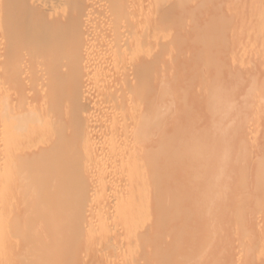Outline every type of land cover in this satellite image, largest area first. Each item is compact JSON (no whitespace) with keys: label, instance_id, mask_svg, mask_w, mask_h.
<instances>
[{"label":"bare ground","instance_id":"6f19581e","mask_svg":"<svg viewBox=\"0 0 264 264\" xmlns=\"http://www.w3.org/2000/svg\"><path fill=\"white\" fill-rule=\"evenodd\" d=\"M184 1L178 0L176 4L180 6ZM170 2L0 0V264H77L82 252L83 260L89 264H152L162 257L164 264L181 261L186 264L183 260L186 257L188 262L197 264L208 261L203 258L210 256L213 250L209 253L204 248L199 252L191 246L184 248L182 239H198L199 242L203 233L209 235L217 231L208 224L210 228L204 229L200 223L215 220L210 218L215 212L222 216V208L217 206L220 211L214 210L215 199L220 198V204L228 207L224 200L226 197L229 201L232 188L227 185L222 195L214 194L221 187L218 176L212 174L214 165L220 164L217 153L220 141L212 140L211 134H207L201 137L205 141L198 142L190 128H186L187 124L178 123L185 115L174 125L173 134L167 131L164 117L172 115L171 105L174 106L168 86L161 88V102L167 107L158 109L160 100L154 96V84L159 68L182 56V43L178 41L181 26L178 20L174 21ZM258 9L255 11L263 8ZM255 18L252 22L258 21ZM98 23L104 25L100 31H96ZM211 34L199 41L197 46H202V51H211L216 46L214 41L220 34ZM169 37L171 42L167 41ZM174 42L179 45L178 53L170 56L169 45ZM215 51L208 61L218 71L221 65ZM256 51L263 52L264 44ZM207 68L210 70V66ZM90 75L94 76L91 85L96 91L93 101L100 111V117L91 125L83 123V108L89 106L84 104L83 84ZM260 88L263 92L255 96L256 108L264 107V85ZM216 94L212 93L209 99V108L214 111L223 103ZM61 104L64 108L58 107ZM36 108H42L40 114L35 112ZM155 136L159 139L154 142ZM44 139L49 142L47 148L38 152L26 149ZM236 143L240 144L239 148L236 146L237 156L245 160L244 143ZM232 150H223L226 165L231 154L237 152ZM262 156L254 171L253 187L257 193L251 189L255 193L253 196L251 192L253 198L243 195L242 207L253 204L260 209L264 205V154ZM170 171L185 175L184 179L180 178L181 182L174 180L179 190L175 186L166 194L154 195L160 177H166L163 182L170 185ZM220 172L225 174L223 169ZM237 172L244 183L240 182L244 192L249 187L245 184L251 173L244 168ZM212 177H216L215 180L212 181ZM192 183L197 185L189 187ZM177 193L186 197L178 199ZM24 204L26 210L16 214ZM39 209L44 214L34 217ZM227 215L224 218H230ZM172 223L181 226L171 230ZM169 230L170 233H166ZM163 238L172 240V251L158 245ZM81 248H84L82 252Z\"/></svg>","mask_w":264,"mask_h":264},{"label":"rangeland","instance_id":"374dc122","mask_svg":"<svg viewBox=\"0 0 264 264\" xmlns=\"http://www.w3.org/2000/svg\"><path fill=\"white\" fill-rule=\"evenodd\" d=\"M170 1L172 2L171 6H172V10L174 11L173 12L174 21L176 23L179 21L178 25L181 26V27H179V33H180L179 35H181V37L178 41H180V43H182L181 44L182 46L180 49L182 52V56L176 60L169 62V63L165 62L161 66L162 69L159 68V73L157 75L158 79L156 80V82L154 84V87L156 88V90L154 92V96H156L157 100H160V102L159 101L157 102L158 107H160L158 109L164 110L165 107H167L166 103L161 102V99H162L161 88L168 86V88H170L169 90H171L170 92L173 96L172 98L174 99V106H173V104L171 105V108H172L171 114L172 115L171 116L169 115L168 116L169 118L166 117L167 115L166 116L163 115V116H165L164 118H166L168 121V122L166 121V125H165L167 131H169V132H171V134H173L175 126H176L179 118H181L182 116L185 115L184 118L181 121L179 120L178 123L182 122L184 124H187L188 126L186 128L187 129L190 128V131L193 132V134L198 138V142L205 141L206 139H203V138H205V136H207V134H208V136H210V134H211V136L213 137L212 140H215L216 142L220 141L218 143L219 145L217 147V153H218V158H219L218 161H220V164H222V165H220V164L216 165L215 164L213 169H212V174H214L213 176H216V175L218 176V178H219L218 181H219V184L221 187H220V191L215 192L214 194L220 193L222 195L224 192V189H225V187H227V185L231 186V188H232L231 190H229V191H231V193L229 192L230 193L229 196L231 198L228 197L229 198V201H228V199H226V197H225V200H224V203L228 202V204H229L228 207L224 203H223L224 205H222V203L220 204V202H221L220 198L218 200L215 199L216 205L214 207V210L216 211V209H217V211H220V209H218L217 206H219V208H222L221 209L222 216H220V214L217 215V212H215L213 214L214 216L212 215L210 217V218H214L215 220L212 219V222H211V219H210V221H206V222L202 221L200 223V226L204 225L202 227L204 229L210 228L208 226H211L212 228L215 227L214 229L217 231H215L214 234H209V235H208V233H203L201 238H200L201 240L199 241L200 243L197 242L198 239H193V240H195L193 242L192 239L184 238V239H182L183 240L182 247L188 248L191 246V248L195 249V251L198 250V252L200 250L203 251L205 249V251L208 250V252L210 253L211 250H213V252L215 250L214 253L213 252L210 253V256L207 255L208 258L210 257L209 259H207V257H206V259L203 258L204 260H208L207 261L208 263L205 261L206 262L205 264H212V262L214 264H217V263L219 264V262H220V264H231L232 261L235 264H240V263L241 264H251V263L252 264H264V257H262V256H264V249H263L264 248V205L260 209H258V208L256 209L255 205H253V204L252 205H249V204L244 205L243 207L240 206L241 200H243L244 196H248V195L250 196L251 192H252V195L257 193L256 191H254L255 187H253V185L255 184V182H254L255 172L254 171H256V165H257L256 163H258V161H259L258 159L260 158V156L263 157L262 155L264 154V152H262V151H264V149H263V147H264V119H263L264 107L256 108V102L257 101H256V97H255L258 94H261V92H263L262 88H260V87L261 86L263 87V85H264V79H263L264 78V76H263L264 75V69L262 68V63L264 64V61H263L264 60V54H263L264 51L263 52L259 51L261 53H258L256 51V50H259L260 46L264 44V42H263L264 41L263 40L264 39V32H263L264 31V11H263L264 0H243V1L242 0H185L180 6H178L176 4L178 2V0H174V1L170 0ZM173 4H174V6H173ZM258 5H261V6L257 7ZM255 6H256V8H255ZM178 7H179V9H178ZM232 7H233V9H232ZM173 8L178 9V10H175ZM258 8H260V9L263 8V9L260 12H258V10H259ZM222 9L223 10L226 9V10L223 11ZM255 9H258V10L255 11ZM226 11H227V13H226ZM262 11H263V13H261ZM176 12H178L179 14ZM256 13H258V15L260 13V15L258 16ZM176 14H178L177 17H175ZM247 15H249V16H247ZM255 15H257L258 21H257V18L254 17L256 19L255 21H257V22H252L254 20L253 16H255ZM246 16H247V19H246ZM237 17H239V18L236 19ZM175 18H176V20H175ZM232 18L234 21L232 20ZM170 21H171V19H170ZM180 23H182V24H180ZM232 23H234V24H232ZM246 24L250 25V27ZM214 25H215V27H213ZM244 26H245V28H244ZM103 27H104L103 24L98 23L96 31L102 30ZM237 27H239L240 29H238ZM180 28H182V29L180 30ZM231 28H232V30H231ZM253 28H255V29H253ZM243 29H246V30L244 31ZM236 30L237 31L239 30L240 32L239 31L237 32ZM259 30L261 31V33ZM252 31H253V34H251ZM208 32H210V33H208ZM231 32H232V34H231ZM211 33L220 34L219 38L216 41H214V43H216V46L214 47V49H211V51H207V50L202 51V46H197V45H199L201 40H203L204 38L211 37V35H213ZM236 33H238V34L236 35ZM228 35H230V36H228ZM236 36L238 38H236ZM169 40L171 42L172 38L169 37L167 39V41H169ZM242 42H244V44ZM175 43L176 42L169 45L170 46L169 52L171 51L170 53L172 54V55L170 54V56H174V55L176 56L177 55L176 53H178L177 50L179 48V45H178V43H176V46H177L176 47ZM217 43L219 45H217ZM240 45H242V46H240ZM172 46H173V48H171ZM255 46H257V47H255ZM249 49H251V50H249ZM253 50L256 53L253 52ZM172 51L174 54L172 53ZM214 51H215V53L217 52L216 56L218 58L216 57V59L218 61V64L220 63V65H221V67H220L221 69H219L218 71L216 70L217 69L216 66L215 67L212 66L210 61H208L209 60L208 58L210 57L211 54H212V56H214L213 55ZM246 51H247V53H246ZM232 52H235V53L231 54ZM233 55H235V56H233ZM230 58H232V60ZM234 58H236L238 60V62H236L237 60ZM254 58H255V60H254ZM168 59H169V57H168ZM228 59H229V61H228ZM240 59L243 60V63H241V64L239 62ZM202 60H204V61H202ZM245 61H246V63H244ZM229 63L231 65H229ZM232 63H235V64L238 63L237 64L238 67L235 64L233 65ZM209 66H210V70H208V68H207ZM245 66H247V67H245ZM259 66H261V68H258ZM203 68H204V70H203ZM248 68H249V70H248ZM160 69H161V71H160ZM246 69H247V71H246ZM262 69H263V71H262ZM260 72H262V73H260ZM91 77H94V76H92V75L87 76V78L84 79L85 81L83 84L84 85V92H85V99H84L85 103L84 104L85 105L89 104L88 107L84 106V108H83V113H84L83 123H88L89 125H91L92 122L96 121L100 117L99 108H96V106H95L96 102L93 101L94 96L96 94L95 93L96 91L92 89V87H94V86H92L93 85V78H91ZM214 92H215V94L217 93L216 95L222 100V101L221 100L220 101L223 102L221 108H218L217 111H214L213 108H209L210 107V100H209L210 95ZM248 98H250V99H248ZM206 99H207V102H206ZM90 101H91V104H90ZM207 104H208V106H207ZM58 107L64 108V104H61ZM41 110H42V108H36L35 112L40 114ZM255 110L257 111L256 115L254 113ZM213 111H214V113H213ZM245 112H249L250 114L245 113ZM251 112H252V114H254L253 116H255L256 119L252 116ZM250 115H251V117H250ZM188 117L190 120L188 119ZM212 117H214V119ZM222 124H224V125H222ZM231 126L232 127L234 126V128H232ZM234 130H236V131H234ZM205 133H206V135H205ZM217 134H219V135H217ZM232 134H233V137L235 135L236 136L238 135V137H234L236 139H233V137L231 136ZM48 135H49V132H47L45 134L44 138L46 139V137ZM201 137H203V138H201ZM45 139H44V141L34 142L33 145H31L30 147H28L26 149H30L34 152H38L41 149L47 148V146L49 145V142L47 143V140L45 141ZM158 139L159 138L156 136L153 137L154 142L157 141ZM200 139H202V140H200ZM237 139H240V140L238 141ZM233 141H234V143H233ZM236 142H238V143L243 142L244 143V145L247 149V156H246L247 158L245 160H242V159H240L239 156H237L238 148H239L240 144L237 145ZM221 144L222 145L224 144V145L222 146ZM236 146H238V148H236ZM233 148H235V150ZM226 149H231V150L233 149L232 152L237 151V152L231 154L232 157L229 158V160L227 161L228 165H226L225 162H223L224 156L222 155V154H224V151H226ZM185 159L186 158H184V160ZM161 166L164 167L165 164H162ZM228 166H229V168H228ZM240 168H244L245 170H247V172L249 171L251 173V175L249 176L250 178L249 179L247 178V180H246L247 184H245L249 187H246V189H244V192H242L243 189L240 188L242 186V185H240L242 183V181L240 180V178L238 176V172H237L240 170ZM220 169H223V172L225 174L221 175V172L219 173ZM226 170H228V171H226ZM177 173L178 172L170 171V173L168 174V177L172 178L171 182H170V178H169V182H170L169 186L163 182L166 179V177H160L159 180L157 181V187L154 190L155 191L154 195L166 194V191L168 189H170V187L176 186L175 188H178L179 186L176 184V181H174V180H177V179L180 180V178L184 179L185 175L183 174L181 176L180 173H178V174ZM217 173L219 175H221L222 177L219 176ZM227 173H229V174H227ZM236 174H237V176H236ZM234 176H236V177L234 178ZM215 178L216 177H212V181L215 180ZM232 180H234V181L231 183ZM249 180H250L251 184L248 182ZM181 181L182 180H180V182ZM253 182H254V184H253ZM54 183L55 182L50 183L49 184L50 187ZM177 183H179V182H177ZM172 184H174V185H172ZM193 184L197 185L196 183H192L189 185V187L192 186ZM242 184H244V183H242ZM247 188H249V189H247ZM251 189L255 193H253V191ZM178 190H179V188H178ZM222 190H223V192H222ZM219 195H218V197H219ZM253 196H255V195H253ZM253 196H252V198H253ZM185 197L186 196L184 194H180V193L176 194V198H178V199H180V198L184 199ZM233 197H235L236 199ZM46 203H48V201H46ZM40 204H41V202H40ZM229 206H235V207H230V209H229ZM223 209L227 210L226 212L230 216V218L226 217L228 220L226 218H224V216L227 214L225 213V215H224ZM234 209H235V212H234ZM25 210H26V205L24 204L22 206L21 210H16L15 212H16V214H18V213H23ZM231 211H232L233 215L229 214V213H231ZM240 211H242V212H240ZM254 211L257 212L258 215ZM261 212H263V213H261ZM43 214L44 213L39 209L36 212L34 217L41 216ZM246 214L248 215V217ZM218 216H220V218H217ZM216 218L222 219V220L218 221ZM225 220H227V221H225ZM241 220L244 221L246 224L244 222H241ZM220 222H221V224H220ZM251 222H252V225L250 224ZM225 223H226V226H225ZM253 223L255 226L253 225ZM207 224H208V226H207ZM171 225H172L171 230H178L179 227L181 226V225H179V223L178 224L172 223ZM253 226H254V228H252ZM237 228H240V229H237ZM219 229H221V230H219ZM228 229H229V231H227ZM236 229H237V231H236ZM238 230H239V232H238ZM166 233H170V230L167 231ZM217 234H219V235H217ZM227 235H229V236H227ZM210 236L213 238H211ZM246 236H248V237H246ZM237 238H239V239L237 240ZM246 238H248V239H246ZM213 240H214V242H212ZM236 240H237V242H235ZM249 240L251 242H249ZM201 241H204V243ZM206 241H208V244L206 243ZM233 241H234V243H233ZM247 242H248V244H247ZM236 243H238V244H236ZM155 244H157V242ZM200 244H202V245H200ZM230 244H232V245L230 246ZM158 245L161 248H164L166 250L172 251V248H173V243H172V240H170V239L165 240V238H163L162 240L159 241ZM243 245H245V246H243ZM220 246L223 248H221ZM217 248H218V250H216ZM82 249L84 250V248H81V252H82ZM252 249H253V251H252ZM225 250H226V252H225ZM233 251H234L236 257L234 255ZM83 253L84 252H82V254H81L82 258L80 257L81 259H79V262L77 264H87L88 263L87 261L85 263V261L83 260L84 259ZM219 254H221V255H219ZM231 254H232V256H231ZM251 254H253V255H251ZM216 255L219 259L216 258ZM256 255H258V256H256ZM253 257H255V258H253ZM232 258L233 259L236 258V259H234L235 261ZM203 259L201 260L202 262L204 261ZM183 260H184V262L186 261L185 262L186 264L187 263H189V264L195 263V261L194 262H190V261L188 262L187 257ZM197 260H198V258H197ZM259 260L262 262L260 263ZM255 261H257V262H255ZM163 262H164V257H162L160 259L156 258L152 264H164ZM245 262H247V263H245ZM181 263H183V261H181L179 264H181ZM197 263H195V264H197Z\"/></svg>","mask_w":264,"mask_h":264}]
</instances>
